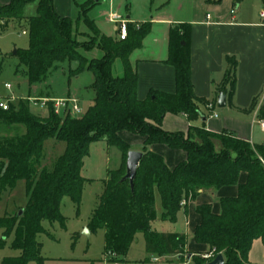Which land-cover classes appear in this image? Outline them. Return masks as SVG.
<instances>
[{
	"label": "trees",
	"instance_id": "obj_1",
	"mask_svg": "<svg viewBox=\"0 0 264 264\" xmlns=\"http://www.w3.org/2000/svg\"><path fill=\"white\" fill-rule=\"evenodd\" d=\"M243 1L234 0L235 7ZM35 2L36 16L27 18L25 9ZM88 4L78 6L77 20L58 15L53 0H11L0 6L2 32L11 25L28 26L29 49L16 52V56L18 67L26 69L24 78L30 87L47 83L49 75L65 65L69 70L76 67L74 76L85 72L94 75L93 105L80 117L57 115L50 104L44 118L33 113L28 101H21L8 112L0 111V126L5 129L0 134V199L3 194L12 193L20 181L27 186L28 199L22 216L0 218V250L13 235L11 248L20 253L16 258L0 260V264H44L43 246L38 240L46 233L43 224L58 223L66 229L62 202L69 198L80 209L84 187L92 182L82 177L91 145L106 141L109 149L127 156L131 147L121 139V133L144 140L140 151L143 158L133 186L123 181L124 170L109 172L104 192L89 220L91 233H105V258H125L137 236L143 235L149 256L173 257L178 264H208L219 255L224 257L225 264H251L248 257L253 243L264 242V144H252L230 133H210L195 125L186 134L169 133L162 127L168 114L185 116L193 124L209 119L215 111L214 104L194 93L191 25H174L169 33L167 64L176 72V92L151 91L146 100L140 101L138 74L131 56L149 35L150 25H130L128 39L119 42L104 36L89 19L93 5L84 12ZM94 51L100 56H86ZM228 64L216 101L223 93L231 98L235 92L237 63L229 59ZM257 100H253L246 113L255 112ZM209 105L212 109H208ZM257 117L264 122V106ZM50 142L65 148L48 168L44 160ZM153 145L182 151L186 161L170 169L162 156L151 151ZM242 174L247 175L244 184L240 183ZM224 187H237L238 194L220 200L219 215L213 213L210 205L196 208L201 222L195 229L194 240L208 247L210 260L189 253L185 235L154 230L158 222L176 224L183 206L195 202L200 194ZM157 194L162 207L160 217Z\"/></svg>",
	"mask_w": 264,
	"mask_h": 264
},
{
	"label": "crops",
	"instance_id": "obj_2",
	"mask_svg": "<svg viewBox=\"0 0 264 264\" xmlns=\"http://www.w3.org/2000/svg\"><path fill=\"white\" fill-rule=\"evenodd\" d=\"M73 1L67 0V4L69 2L71 6ZM90 1L92 0L83 4L76 3L78 14L80 12L78 6ZM215 1L199 0L200 7L196 12L191 7H188L184 13H182L183 8L178 9L177 15L179 17L167 15L161 10L165 6V2H159V7L156 10L160 12L154 13V15L152 12L153 4H146V10H148L146 18L137 19L134 5L128 0H101L91 11L98 7H105V11H103L105 16L95 20L89 11L88 17L106 37L107 35L102 32L101 22L116 26L109 21L110 15H117L130 20L132 26L138 23L150 25L149 35L143 41L140 49L131 56V64L138 74L137 96L140 101L146 100L151 91L166 94L176 92V72L172 66L167 64L169 33L174 25H191V81L194 93L197 98L205 100L211 105L214 104L215 111L209 119H206V122L200 120L193 124L185 116L168 114L163 121V129L169 133L186 134L191 125H195L204 127L210 133H230L241 140L261 145L255 142V118L250 120L252 115L258 119L257 114L255 112L248 114L245 111L250 108L253 100L259 98L264 92V20L260 18L264 4L261 1L258 12L247 14L241 6L242 3L235 7L234 0H223L221 3H215ZM10 2L11 0H0V6H6ZM53 4L58 15L68 17V13L63 11L62 3L59 0H53ZM232 11L236 12L233 16L231 15ZM207 15L211 16V22H207ZM108 37L118 40L117 26L114 29V35ZM151 37H153L154 44H150L149 47L146 43ZM147 52L149 53L147 54ZM229 59L235 60L237 63L236 87L234 95L227 98V107L219 109L218 100L220 96L216 101L218 86L228 70ZM203 111L206 113V109ZM120 137L130 145L131 151L140 152L142 150L144 144L142 138L129 133H121ZM103 142L106 143V141ZM95 144H92L90 149ZM151 151L162 156L170 169H174L185 162L187 157L186 153L171 150L163 145H153ZM121 158L120 153L118 159ZM108 173L109 171L107 175ZM246 180L247 175L242 174L240 183L244 184ZM237 194V187H224L216 192H204L195 202L183 206L176 224L189 229V232L187 230V235L185 231L181 230L176 233L185 235L187 239L188 235L190 236L191 240L187 245L189 253L205 255L208 252L207 246L198 245L194 240L195 229L201 222V217L197 215L196 208L201 205H210L213 213L219 215L221 213L220 200L234 198ZM156 201L157 212L160 217L162 207L158 194ZM169 258L170 260L174 259L173 257ZM248 258L251 264H264V242L262 240L253 243Z\"/></svg>",
	"mask_w": 264,
	"mask_h": 264
},
{
	"label": "rangeland",
	"instance_id": "obj_3",
	"mask_svg": "<svg viewBox=\"0 0 264 264\" xmlns=\"http://www.w3.org/2000/svg\"><path fill=\"white\" fill-rule=\"evenodd\" d=\"M59 1L62 3L63 11L68 13L67 18L77 20L79 14L76 9V3L83 4L88 0H74L71 6L69 2L67 4V0ZM99 1L101 0L90 1L84 12L88 11L90 6H96ZM261 1L245 0L241 6L246 10L247 14H254L260 9L259 5ZM128 2L133 3L137 19L146 18L148 12L146 4H153L152 12L154 15V13L160 12L156 10L159 7V2H165V6L161 10L167 15L171 14L178 17V9L183 8L182 13H184L188 7H191L196 12L198 7H200L199 0H153V2L152 0H128ZM37 6L38 2L28 5L25 9V16L27 18L35 17ZM104 8L98 7L91 11V17L99 20L101 16H105L103 12L105 11ZM140 25H143V23L134 24V27ZM101 28L102 32L108 37L114 35L116 26L107 22H101ZM24 32L26 33L25 35L23 34ZM146 44L147 46L154 44L153 37L148 39ZM29 46L30 37L28 26L25 23L23 25H11L6 32H2L0 28V89L2 90L3 85L10 84L13 86V91L16 94L26 97H40L51 100L77 99L81 108V114L72 115V117L82 116L93 105L94 92L91 86L94 82V75L90 72H85L74 76V69L76 67L73 66L70 71L68 66L65 65L58 71L50 74L47 83L30 87L27 79L24 78L26 69L25 67H18L19 60L14 55L15 52L28 50ZM86 56L95 58L99 57L100 54L94 51ZM17 70L19 71L18 74H16ZM118 71L119 67L116 66L115 75L119 73ZM260 106H264V92L257 100L255 113ZM33 113L44 118L48 116V110L34 108ZM253 118H255V142L262 144L264 143V133L261 132L260 123L256 117L252 115L250 120ZM4 133V127L0 126V134ZM64 148L63 144L50 142L46 147L44 165L50 168L63 154ZM118 155L120 156V152L117 149H109L103 141L96 143L90 149L89 156L84 160L82 177L92 182L84 187L80 209L78 210L69 198H65L62 202L61 214L65 218L66 229L64 230L58 223L50 225V223L45 222L43 224L46 233L41 235L38 240L43 246L42 258L44 259V264H178L175 262V259L170 260L169 257L159 258L157 256H149L146 253V242L143 235L137 236L125 258H105L104 231L99 230L96 233L89 231V220L98 205L99 198L104 192L105 181L108 178L107 172H115L121 169L126 173L127 156L121 154L122 158L118 159ZM27 203V186L25 182L20 181L12 193L3 194L0 199V218L19 215L27 207ZM154 230L158 233H176L181 230L185 231L186 235L187 230L189 232V229H185L180 224H162L159 222L154 225ZM2 237L3 231L0 230V240ZM13 237L11 235L4 249L0 250V260L4 258H16L20 255L18 251L11 248ZM190 240V236L188 235V243H190ZM73 244H75L74 248L72 247ZM154 259H158V261L154 262Z\"/></svg>",
	"mask_w": 264,
	"mask_h": 264
},
{
	"label": "built area",
	"instance_id": "obj_4",
	"mask_svg": "<svg viewBox=\"0 0 264 264\" xmlns=\"http://www.w3.org/2000/svg\"><path fill=\"white\" fill-rule=\"evenodd\" d=\"M235 11L231 12V15H235ZM260 18L264 20V10L260 14ZM207 22H211V16L207 15L206 17ZM109 21L117 26L118 32V41H126L129 36V26L131 25V21L125 18L119 17L117 15H110ZM138 28V27H137ZM26 34L25 32L23 33ZM21 101H28L31 107L34 109H42V110H49V105L52 104L54 111L57 115H61L63 113H67L72 115H79L81 114V108L79 106V101L77 99H67V100H51L48 98H34V97H26L23 95L16 94L13 91V86L10 84H5L0 89V111L1 112H8L10 111L11 107H18ZM261 107V106H260ZM260 107L257 109L256 114L258 113ZM208 109H212V106L209 105ZM215 117H217L215 115ZM261 131L264 132V122L259 121ZM264 164V162L262 161ZM205 260H210L212 258V254H205L203 255ZM158 259H154V262H157Z\"/></svg>",
	"mask_w": 264,
	"mask_h": 264
},
{
	"label": "water",
	"instance_id": "obj_5",
	"mask_svg": "<svg viewBox=\"0 0 264 264\" xmlns=\"http://www.w3.org/2000/svg\"><path fill=\"white\" fill-rule=\"evenodd\" d=\"M16 55V52L14 53ZM227 107V94L223 93L220 95L218 100V108L219 109H225ZM203 122H206V119H202ZM143 154L141 152L137 151H131L127 155V161H126V175L123 179V181H128L132 186L135 181V178L137 176V171L139 168V165L142 161ZM23 211L19 213V217L22 216ZM89 233V231L87 230ZM191 257L188 258L190 260ZM208 264H225L224 257L222 255L217 256L213 261L209 262Z\"/></svg>",
	"mask_w": 264,
	"mask_h": 264
}]
</instances>
